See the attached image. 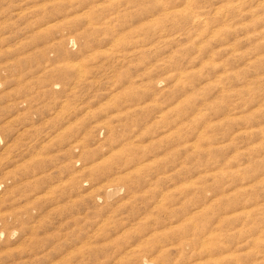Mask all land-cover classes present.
<instances>
[{"label":"rangeland","instance_id":"obj_1","mask_svg":"<svg viewBox=\"0 0 264 264\" xmlns=\"http://www.w3.org/2000/svg\"><path fill=\"white\" fill-rule=\"evenodd\" d=\"M0 264H264V0H0Z\"/></svg>","mask_w":264,"mask_h":264}]
</instances>
